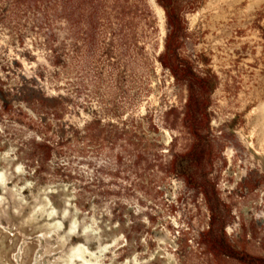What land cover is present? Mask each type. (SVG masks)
<instances>
[{
  "label": "rangeland",
  "instance_id": "374dc122",
  "mask_svg": "<svg viewBox=\"0 0 264 264\" xmlns=\"http://www.w3.org/2000/svg\"><path fill=\"white\" fill-rule=\"evenodd\" d=\"M13 5L0 0V264H238L196 245L200 182L231 246L264 259V0L185 12L178 53L214 82L195 136L187 88L158 62L156 0ZM45 134L75 146L57 162L81 181L32 182Z\"/></svg>",
  "mask_w": 264,
  "mask_h": 264
},
{
  "label": "trees",
  "instance_id": "16d2710c",
  "mask_svg": "<svg viewBox=\"0 0 264 264\" xmlns=\"http://www.w3.org/2000/svg\"><path fill=\"white\" fill-rule=\"evenodd\" d=\"M11 1L13 6L26 4V0ZM203 2L204 0H156L164 12L166 26L163 51L158 57V62L176 81H180L187 88L188 97L184 113L194 136L197 131L198 119L206 110L202 101L204 96L212 92L214 82L210 76L197 75L188 62L179 55L178 50L186 30L185 12L190 13L197 10ZM42 136L43 138H40L39 142H31L30 153L25 158L24 167L27 174L32 177V182L42 184L52 180L76 183L81 181L69 163L57 162L62 157L68 159L75 157L77 153L75 146L59 144L49 134ZM183 183L194 187L190 178H184ZM196 186L201 190L209 212L207 229L196 240L197 247L205 249L209 255L223 257L238 264H264V259L253 257L231 246L224 232V224L220 222L222 216L217 195L210 191L208 182H200ZM90 192L93 193V191ZM103 194L106 195L101 193V195Z\"/></svg>",
  "mask_w": 264,
  "mask_h": 264
}]
</instances>
